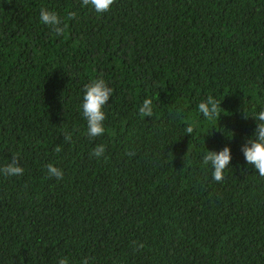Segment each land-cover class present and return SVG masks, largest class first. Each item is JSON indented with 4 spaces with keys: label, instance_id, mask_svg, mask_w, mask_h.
I'll return each instance as SVG.
<instances>
[{
    "label": "trees",
    "instance_id": "trees-1",
    "mask_svg": "<svg viewBox=\"0 0 264 264\" xmlns=\"http://www.w3.org/2000/svg\"><path fill=\"white\" fill-rule=\"evenodd\" d=\"M0 264H264V0H0Z\"/></svg>",
    "mask_w": 264,
    "mask_h": 264
}]
</instances>
